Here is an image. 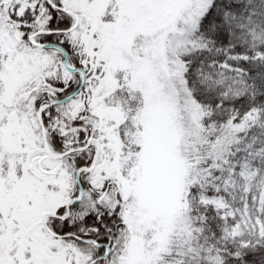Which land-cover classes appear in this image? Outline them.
Wrapping results in <instances>:
<instances>
[{
  "label": "snow or ice",
  "instance_id": "obj_1",
  "mask_svg": "<svg viewBox=\"0 0 264 264\" xmlns=\"http://www.w3.org/2000/svg\"><path fill=\"white\" fill-rule=\"evenodd\" d=\"M0 264H264V0H0Z\"/></svg>",
  "mask_w": 264,
  "mask_h": 264
}]
</instances>
